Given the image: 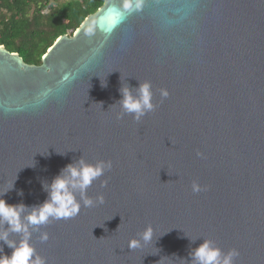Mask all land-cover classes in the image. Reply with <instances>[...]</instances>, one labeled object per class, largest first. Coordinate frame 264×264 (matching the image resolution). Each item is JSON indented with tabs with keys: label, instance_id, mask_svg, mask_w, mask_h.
Returning <instances> with one entry per match:
<instances>
[{
	"label": "water",
	"instance_id": "1",
	"mask_svg": "<svg viewBox=\"0 0 264 264\" xmlns=\"http://www.w3.org/2000/svg\"><path fill=\"white\" fill-rule=\"evenodd\" d=\"M145 81L156 108L136 121L121 89ZM82 158L112 162L87 190L105 202L30 227L48 264H192L208 239L238 250L235 264H264V0H143L132 13L105 0L39 65L0 45V192L14 185L2 198L26 216ZM149 225L152 242L131 250Z\"/></svg>",
	"mask_w": 264,
	"mask_h": 264
},
{
	"label": "clouds",
	"instance_id": "2",
	"mask_svg": "<svg viewBox=\"0 0 264 264\" xmlns=\"http://www.w3.org/2000/svg\"><path fill=\"white\" fill-rule=\"evenodd\" d=\"M143 7V0H122V9L125 12H138ZM65 80L71 82L68 77ZM121 107L124 114L131 115L136 121L141 120L149 112L155 110L153 103V92L151 82L140 83L135 94L128 87L121 89ZM161 97L167 98L170 93L161 89ZM198 155H200L198 153ZM113 167L112 162L98 160L96 163H88L83 158L75 165H68L61 175L54 178L51 185L47 186L50 191L49 199L38 207H33L25 216L26 206L24 204L11 205L2 197L14 185L4 192H0V225H7V229L0 232V242L13 249L12 254L0 255V264H48L46 258L42 257L31 244L30 227L36 230L42 225L48 224L51 220H68L76 217L81 207H93L96 204H103L105 197L101 193L95 198L87 195L88 188L104 176ZM107 179L101 182V187L107 186ZM194 192L201 191V186L193 182ZM78 190L81 200H77L75 191ZM23 193L21 192L20 195ZM21 234L22 238L17 243L9 239V233ZM154 229L149 225L138 238L129 241L131 250L141 248L152 242ZM41 241H48L49 234L43 232L40 235ZM3 246L0 245V253ZM239 255L238 250L231 249L225 252L218 247L213 240H204L194 251L190 252L192 264H235V258Z\"/></svg>",
	"mask_w": 264,
	"mask_h": 264
},
{
	"label": "trees",
	"instance_id": "3",
	"mask_svg": "<svg viewBox=\"0 0 264 264\" xmlns=\"http://www.w3.org/2000/svg\"><path fill=\"white\" fill-rule=\"evenodd\" d=\"M105 0H0V45L28 64L64 34L72 35Z\"/></svg>",
	"mask_w": 264,
	"mask_h": 264
}]
</instances>
